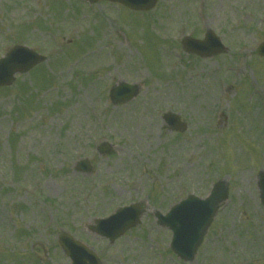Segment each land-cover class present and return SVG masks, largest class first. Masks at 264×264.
I'll list each match as a JSON object with an SVG mask.
<instances>
[{"label": "rangeland", "instance_id": "obj_1", "mask_svg": "<svg viewBox=\"0 0 264 264\" xmlns=\"http://www.w3.org/2000/svg\"><path fill=\"white\" fill-rule=\"evenodd\" d=\"M206 27L228 51L182 54L180 38H202ZM262 42L264 0H159L143 14L102 2L0 0V58L16 44L46 57L0 89V264H68L60 232L104 264H264ZM122 82L143 86L114 108L107 92ZM160 110L178 113L187 130L169 132ZM101 139L110 156L92 155ZM85 158L89 176L75 169ZM222 179L227 203L194 261L180 262L154 211L203 198ZM139 200L147 214L115 244L88 231Z\"/></svg>", "mask_w": 264, "mask_h": 264}, {"label": "water", "instance_id": "obj_2", "mask_svg": "<svg viewBox=\"0 0 264 264\" xmlns=\"http://www.w3.org/2000/svg\"><path fill=\"white\" fill-rule=\"evenodd\" d=\"M91 2L96 0H90ZM121 2L123 5L130 8H137L142 6V8L151 5L154 0H110ZM148 9V8H147ZM208 44L204 42V46L207 48H217L218 44L213 39L212 36L208 37ZM210 45V46H209ZM199 44H190L194 50H199L204 47ZM218 49V48H217ZM214 49V51H218ZM259 54L264 56V45L261 46ZM42 59L35 55L33 52L23 48L14 49L6 59L0 61V86L10 85L13 81V75L17 72H26L34 65L39 63ZM130 95H134V89L130 90ZM128 89L122 88L118 89L117 93L129 94ZM262 191L264 190V176L262 177ZM226 198V189L223 184L220 183L214 190L213 194L209 199L202 202L197 199L191 198L187 201L181 203L179 207L173 210V215H182L181 222L182 226L177 228V222H173L171 227L175 233L178 229L180 233V241L178 234L176 235L179 244L178 249L175 250V245L172 243L173 250L184 259H188L186 253L189 252L190 256L194 254L195 248L200 242L201 236L206 231L211 218L217 208V206L223 202ZM264 202V194H263ZM64 243V241L62 240ZM73 254L75 255V260L78 264H91V256H85L87 253L84 248L74 246L72 248ZM90 261V263H86Z\"/></svg>", "mask_w": 264, "mask_h": 264}]
</instances>
